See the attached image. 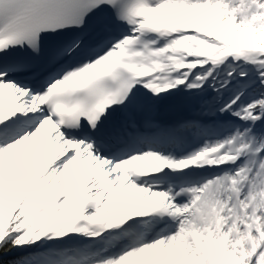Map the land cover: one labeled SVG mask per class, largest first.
<instances>
[{"label": "snow or ice", "instance_id": "snow-or-ice-1", "mask_svg": "<svg viewBox=\"0 0 264 264\" xmlns=\"http://www.w3.org/2000/svg\"><path fill=\"white\" fill-rule=\"evenodd\" d=\"M0 264H264V0H0Z\"/></svg>", "mask_w": 264, "mask_h": 264}]
</instances>
